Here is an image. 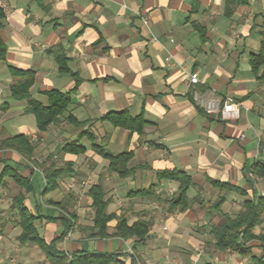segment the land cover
Segmentation results:
<instances>
[{
  "label": "crops",
  "instance_id": "1",
  "mask_svg": "<svg viewBox=\"0 0 264 264\" xmlns=\"http://www.w3.org/2000/svg\"><path fill=\"white\" fill-rule=\"evenodd\" d=\"M228 1L0 0L6 47L0 61V264H55L22 238L21 208L47 245L70 218L73 227L56 249L70 260L98 259L87 264H132L130 251L141 264L264 259L259 240L248 243L247 255L215 246L214 230L226 216L264 198V177L253 171L264 163V0H248L230 15ZM11 69L35 73L30 95L44 105L50 91L71 93L68 111L46 131L26 112V100L12 98ZM226 98L240 106L236 121L202 104ZM112 113L141 117L142 131L101 120ZM70 116L85 125L76 127ZM18 136L34 148L30 159L1 148ZM75 142L83 153L65 151ZM105 154H131L128 173L112 170ZM53 167L62 174L47 191L44 173ZM173 171L191 177L186 210L170 206L180 181L160 173ZM96 186L112 217L107 237L96 235ZM122 220L146 223L147 236L137 243L112 236ZM262 233L264 214L254 229Z\"/></svg>",
  "mask_w": 264,
  "mask_h": 264
},
{
  "label": "trees",
  "instance_id": "2",
  "mask_svg": "<svg viewBox=\"0 0 264 264\" xmlns=\"http://www.w3.org/2000/svg\"><path fill=\"white\" fill-rule=\"evenodd\" d=\"M230 8L226 10V14L233 13V8L240 4H247L248 0H229ZM4 13L0 10V61H4L6 57V47L1 38V30L3 28L2 19ZM263 60L259 63H262ZM60 70L67 71L68 68L63 63V59L59 60ZM258 65H256L257 67ZM12 76L14 78L11 85V96L17 101H27L26 112L33 114L36 118L38 129L46 131L49 126L56 124L60 117L65 115L71 104V93H62L57 90L48 92V104L44 105L34 100L30 95V89L35 83V73L32 71H22L17 69H11ZM221 117V116H219ZM102 121H109L114 126L129 129L130 131L141 132L144 120L141 117L132 118L123 113L108 114L104 116ZM68 121L74 123L76 127L80 128L84 126V123L78 122L73 116L68 118ZM1 148L13 149L23 157L30 159L34 152V148L28 142L24 136H18L15 138H9L1 143ZM65 151L68 153L79 154L85 151L76 142L66 145ZM105 157L110 160V168L120 174L128 173V163L132 158L131 154H121L117 156H111L105 154ZM8 170V169H7ZM254 175L257 177H264V163H257L254 165ZM62 170L57 168L48 169L44 175L47 184V191L53 190L57 186V179L61 176ZM160 175L164 177L174 178L180 181V188L178 193L172 199L170 206L172 208H180L186 210L190 206V200L188 198V191L192 185L191 177L181 172H163ZM19 183H22L20 177L15 176ZM215 187L226 191H233L236 188L229 184H222L219 182H213ZM101 186H96L91 189V194L94 200L93 206L96 210V222L99 225V231L97 236L107 237L110 236L107 233V223L111 220V216L106 215V208L103 197L101 195ZM225 200L222 197L219 203H223ZM22 213L25 216V228L22 238L30 242L39 245L45 252L48 258L55 264H87L98 262L93 258L95 256L89 255H74L70 260L64 252L56 249V243L64 239L73 227V223L70 218L64 217L65 220V232L58 239L54 240L50 245H47L37 234L32 219L33 217L28 214L25 208H21ZM264 214V198L258 202L246 201L244 203L243 210L235 216H226L225 223L214 230V237L216 240V248L221 251H233L242 255L251 253L252 247L247 246L248 243L259 240L264 244V233L260 235L254 234V229L261 225ZM148 226L144 222H137L130 226L127 220H122L117 226L116 232L112 235L114 237H120L124 240L135 239L137 241L143 240L147 236ZM91 258V259H90ZM132 264H135V259L132 260ZM255 264H264V259H257Z\"/></svg>",
  "mask_w": 264,
  "mask_h": 264
},
{
  "label": "built area",
  "instance_id": "3",
  "mask_svg": "<svg viewBox=\"0 0 264 264\" xmlns=\"http://www.w3.org/2000/svg\"><path fill=\"white\" fill-rule=\"evenodd\" d=\"M191 83L197 84L198 79L193 77ZM202 104L208 113L218 114L224 121H236L240 118V106L232 98H226L223 102L221 100L213 99L203 102ZM130 254L135 259L136 264H141L133 251H130Z\"/></svg>",
  "mask_w": 264,
  "mask_h": 264
}]
</instances>
